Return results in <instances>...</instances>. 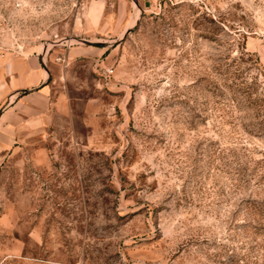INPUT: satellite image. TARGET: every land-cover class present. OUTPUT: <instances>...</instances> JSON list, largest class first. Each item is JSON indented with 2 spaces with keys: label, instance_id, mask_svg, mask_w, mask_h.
<instances>
[{
  "label": "rangeland",
  "instance_id": "obj_1",
  "mask_svg": "<svg viewBox=\"0 0 264 264\" xmlns=\"http://www.w3.org/2000/svg\"><path fill=\"white\" fill-rule=\"evenodd\" d=\"M0 57L49 75L2 119L0 248L264 264V0H0Z\"/></svg>",
  "mask_w": 264,
  "mask_h": 264
},
{
  "label": "crops",
  "instance_id": "obj_2",
  "mask_svg": "<svg viewBox=\"0 0 264 264\" xmlns=\"http://www.w3.org/2000/svg\"><path fill=\"white\" fill-rule=\"evenodd\" d=\"M48 79L49 75L40 69L33 57H26V59L0 57V103L6 100L8 102L7 111L0 115V131L3 130L4 126L3 117L11 116V112L16 110L18 103L26 102L27 115L44 107V104L48 101V86H46ZM13 98L20 100L12 102ZM12 104L15 107L9 108ZM31 122V120H26V124H31ZM8 131L7 129V133L0 136V141L11 140ZM0 149L5 151L6 147L0 145ZM0 223H2V220H0ZM10 259H20L23 264H26L24 243L20 242L15 236L12 237L5 248H0V264Z\"/></svg>",
  "mask_w": 264,
  "mask_h": 264
}]
</instances>
